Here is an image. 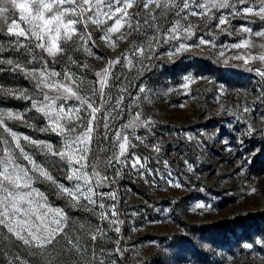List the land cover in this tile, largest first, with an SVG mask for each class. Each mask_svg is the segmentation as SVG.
<instances>
[{
	"label": "rangeland",
	"instance_id": "obj_1",
	"mask_svg": "<svg viewBox=\"0 0 264 264\" xmlns=\"http://www.w3.org/2000/svg\"><path fill=\"white\" fill-rule=\"evenodd\" d=\"M188 2L189 9L179 18V9H131L138 12L141 23L148 19L153 27L138 32L125 26L121 31L126 39H117L119 33L112 36L115 47L101 38L103 26L81 21L74 26L71 40L57 41L63 51L55 56L36 47L35 36L25 39L9 34L8 25L0 21V119L56 181L34 174L33 188L47 198L51 208L65 214L67 235L78 239L81 249L69 253L64 237L55 246L29 247L0 225V264H264V78L255 71L264 69V61L245 65L242 59H233L264 55V37L252 35L264 32V19L243 13L259 0L247 4L228 0L232 7L213 8L207 15H191L202 9L196 6L197 0ZM176 3L183 6L182 0ZM236 10L240 15L234 14ZM20 15L18 10L14 14L20 28L40 25L43 29L40 19L28 24L20 21ZM221 17L227 20L223 25H219ZM177 20L185 28L191 25L192 34L182 33L167 42L159 39ZM242 27L251 33L242 32ZM42 34L48 38L47 32ZM201 39L210 43L201 44ZM17 40L22 47L16 45ZM245 40L250 47H232ZM181 43L186 47L177 51ZM134 44L146 52L134 58L130 67L121 58ZM110 61L121 62L110 68L104 90L108 102L102 103L97 73L109 68ZM45 65L60 74L53 80L71 83L78 96L100 108L86 168L107 177L98 188L104 195L94 197L96 205L85 200L77 204L57 188V184L74 183L67 180V160H76L78 155L61 161L23 139L28 136L51 143L56 151L64 150L63 136L52 131L47 117L32 106L33 100H43L48 89L37 87L30 73H39ZM65 73H71L73 81H65ZM21 93L29 99L18 98ZM65 107L75 109L80 104L72 97ZM9 112L14 115L9 117ZM78 115L80 120L64 122L67 129H76L73 136L85 130L91 109L85 104ZM117 132L129 137L131 146L125 154L129 158L109 165L108 159L119 154ZM0 140L15 148L3 126ZM14 155L21 166L31 167L19 149ZM135 157L141 158L143 169L132 167ZM176 183L181 186L175 187ZM109 193L115 195L114 200ZM102 211L107 219L101 218ZM97 228L102 231L97 233ZM93 234L98 236L96 241L90 239Z\"/></svg>",
	"mask_w": 264,
	"mask_h": 264
},
{
	"label": "snow or ice",
	"instance_id": "obj_2",
	"mask_svg": "<svg viewBox=\"0 0 264 264\" xmlns=\"http://www.w3.org/2000/svg\"><path fill=\"white\" fill-rule=\"evenodd\" d=\"M239 3L247 4L248 0H239ZM183 6L180 7L176 3V0H0V21L5 25H8L7 31L9 34L16 36H23L28 39L30 35L35 36L39 43L36 47L43 49L51 56H55L63 49L57 43L58 40L66 38L71 40L75 34V25L83 21L85 24L91 22L98 27H102L104 35L101 37L105 41L112 42L113 34L119 33L117 39H126L127 35L121 30L127 26L132 31H144L145 26L153 27L152 21L145 19L143 23L137 18L138 12L134 14L130 10L133 8L143 9L146 12H154L157 9L172 10L179 9L176 12V16L179 18L181 12H185L189 9L190 4L188 0H182ZM154 5V7H153ZM198 8L202 11L197 12L193 10L191 15H207L213 8L220 9L226 7H232L228 0H210L209 3H199L197 0ZM20 12V21L31 24L33 18L40 19L43 22V29L40 25H36L34 28L23 29L20 28L19 23L14 18L16 11ZM244 14L258 15L261 19H264V0H259V4L255 7L249 6L243 9ZM235 15H240V11L236 10ZM74 17V18H68ZM156 17H152L155 20ZM10 21V24H9ZM112 21L111 24L107 23ZM227 22L226 18L221 17L219 19V25H223ZM218 25V26H219ZM191 25L187 28L183 27L179 20L167 30L166 34L159 38L164 42L168 39H179L180 34H186L190 36ZM242 32L251 33V29L247 27L241 28ZM42 32L48 33V38ZM130 34V32L128 33ZM257 37H264V32L252 33ZM83 38V37H82ZM87 39H91L89 34ZM16 45L22 47L23 45L17 40ZM151 43V41L149 42ZM201 44L210 43L204 39L200 40ZM112 46L115 47V43L112 42ZM186 46L181 43L177 51L184 49ZM233 48L250 47V42L245 40L241 43L233 44ZM146 49L142 46L133 45L129 48L128 54L122 56V60L127 63L128 66L134 67L133 59L136 57L144 56ZM223 55V53H221ZM233 59H242L244 64H249L252 60L264 61V55L256 56H236ZM2 62V61H0ZM121 61H110L109 68H106L103 73H97L100 83V95L102 97V103H107V96L105 94V88L108 84V77L110 75V68ZM6 63L11 65L13 62L7 60ZM17 67H19L17 65ZM255 71L264 78V69L256 68ZM30 75L37 80V87L48 89L43 93L42 101H32V106L37 111L43 113L49 120V128L57 132V134L63 136L64 144L63 151H56L51 143L46 141L31 140L28 136H24L23 139L39 147L42 151H46L53 157H59L61 161H65L68 155H78L76 160H67V167L69 175L67 180L71 183L70 186L64 184H57V188L61 193L71 198V200L77 204L81 200L87 201L89 205H96L97 201L94 197L103 196V193L98 191V188L107 180V177H101L100 173L93 170L89 173L87 168V157L90 150V142L93 137V123L97 119V113L100 112V108L94 107V102H87L85 98H81L74 91L71 83L58 82L52 78L60 75L56 71H49L47 65L39 72L30 73ZM65 81H73L71 73H65ZM185 88L188 87L186 83ZM141 92L144 89H140ZM54 93V94H49ZM10 95H16L9 92ZM264 95V94H262ZM72 97H75L80 104L79 108H67L65 107L67 101ZM18 98L29 99L20 94ZM122 99V97L120 98ZM58 101L65 102L58 106ZM120 100L116 101L119 105ZM87 104V108L91 109V119L88 120L85 130L78 135H71L75 132V128L67 129L65 126L66 121L75 119L80 120L78 115L80 108H83ZM58 108V111H57ZM243 111L247 112L248 108L245 107ZM65 112L67 113L65 115ZM9 117L14 114L7 113ZM17 119H20L19 115H16ZM136 121L140 120L139 115L136 116ZM150 121H144L147 125ZM0 126L4 127V131L9 133L15 141V148L8 145L7 140H0V146L4 153L3 157H0V225H3L8 233L14 236L17 240L22 241L24 245L29 247L46 248L48 246H55L59 243V237H64V242L68 247L69 253L80 252V241L74 237H68L66 232V216L60 209H53L47 204V198L43 196L37 189L33 188V175L38 174V177H43L46 180L56 183L52 176L40 164H37L31 156H29L19 143V137L10 129L5 126L4 120L0 119ZM132 125H126L125 127H131ZM108 127L107 123L104 125ZM48 128L42 129L47 131ZM68 132L65 135V132ZM116 145H118L119 154L113 155L108 159V164H119L121 157L128 159L125 154L128 152L130 145L129 137L123 135L121 132L116 133ZM156 152L160 151L159 146H153ZM19 149V152L23 155L24 160L28 161L31 167L21 166L15 158V150ZM167 166V161L164 162ZM132 167H139L143 169L144 165L141 162V158L135 157L133 159ZM191 170V166H189ZM141 175L144 173L141 172ZM171 184L172 181L169 180ZM175 187H180L179 183L174 184ZM108 195L114 200L115 195L109 193ZM197 207H205L203 204H197ZM101 209L105 208L103 203L99 204ZM115 205H113V209ZM112 216L116 215L115 210L111 213ZM101 218L107 219V215L102 211ZM115 223V221H113ZM102 230L97 228L96 232L100 233ZM119 231V228L116 229ZM92 241H96L98 236L96 234L91 235ZM246 248H250L251 245H245ZM17 259H19L17 257ZM103 264V262H101Z\"/></svg>",
	"mask_w": 264,
	"mask_h": 264
}]
</instances>
